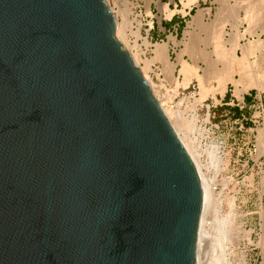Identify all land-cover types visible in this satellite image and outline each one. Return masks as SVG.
Segmentation results:
<instances>
[{
  "label": "water",
  "instance_id": "1",
  "mask_svg": "<svg viewBox=\"0 0 264 264\" xmlns=\"http://www.w3.org/2000/svg\"><path fill=\"white\" fill-rule=\"evenodd\" d=\"M105 0H0V264H196L197 170Z\"/></svg>",
  "mask_w": 264,
  "mask_h": 264
},
{
  "label": "rangeland",
  "instance_id": "2",
  "mask_svg": "<svg viewBox=\"0 0 264 264\" xmlns=\"http://www.w3.org/2000/svg\"><path fill=\"white\" fill-rule=\"evenodd\" d=\"M107 2L116 20L120 23L125 21L127 26L129 25L126 30L129 33H126L127 39L135 45L131 48L140 65L147 69L149 67L147 75L156 96L165 104L170 100L173 111L183 121L192 123V131L189 134L197 141L198 154L202 153L204 159H208L209 162L221 161L219 167L223 164V169L214 183L219 211L221 217L231 212L237 222L242 223L244 230L241 233H233L237 239L234 243L231 241L233 243L231 247L228 245L227 253H231L230 264H262L264 154L260 148V138L264 130V92L260 93L257 88H253L240 100L234 95V87L228 85L223 97L218 96L217 100H214L212 95H208L203 98L200 84L196 79L185 86L184 76L180 74L178 65L173 73L175 76L173 81L167 76L164 64L153 60L154 45L168 43L170 60L175 63L181 51L179 49L183 48L182 42L186 40L185 32L197 12L200 9L205 10L204 22L210 25L212 21H216L218 9L221 8L220 3L216 0H199L198 3L186 7V0H107ZM227 2L229 6H233L237 1ZM160 5L175 11L172 18L166 17ZM208 9L210 13L207 12ZM243 12L239 10L240 19L245 16ZM136 23L140 24L141 37L138 39L134 34V31L136 33L138 30L136 28H139ZM240 24L241 33L244 31L246 37L251 38L249 24L242 20ZM232 26L233 29L230 23L225 26L228 36L237 31L235 26ZM262 37L264 39V35ZM173 38L180 43L175 46ZM212 48L209 46L207 50L212 52ZM239 55L241 56V52ZM185 59L191 62L188 56ZM200 65L204 67L206 64L201 62ZM210 166V174L213 175L215 165Z\"/></svg>",
  "mask_w": 264,
  "mask_h": 264
},
{
  "label": "bare ground",
  "instance_id": "3",
  "mask_svg": "<svg viewBox=\"0 0 264 264\" xmlns=\"http://www.w3.org/2000/svg\"><path fill=\"white\" fill-rule=\"evenodd\" d=\"M198 1L186 0V7L196 4ZM216 1L221 6L218 9L216 21H212L213 23L208 25L204 22L205 10L200 9L197 12L193 22L189 24V28L185 32L186 40L182 42L183 48L179 49L181 51H179L175 63L170 60L168 43L154 45L155 57L153 60L161 61L164 64L167 76L173 81L175 77L173 73L178 65L180 74L184 76L185 86L187 87L193 79H196L200 84V92L203 98L208 95H212L214 100H217L218 96L223 97L227 87H229L228 85L234 87V95L240 100L250 89L257 88L260 93L264 92V39L262 37L264 35V0H235L237 2L233 6H229L228 0ZM105 2L108 4L107 0ZM108 6L116 21V38L128 51L143 77L149 83L162 111L197 170L203 191V211L196 244V264H230L229 255L231 253H227L228 245L231 247L237 239L233 233H241L244 230L242 223L237 222L231 212L226 216L223 214V217H221V211H219L214 183L220 175L221 169H223V164L219 167L221 161L209 162L208 159H204L202 153L201 155L198 154L197 141L189 134L192 131V123L183 121L173 111L170 100L166 102L168 104H165L156 96L152 82L147 75L149 63L147 62L148 69L140 65L138 57L132 52L131 46L135 45H132L127 39L126 30L129 25L127 26L125 21L123 23L118 22L109 4ZM160 9L167 18H172L175 14V11L168 10L165 5H160ZM239 10H243V13H245L242 19H240ZM207 12H209V9ZM241 20L249 24L250 29L248 31L251 33V38H247L244 31L241 33ZM228 23L231 24L232 29L234 28L232 25H234L237 30L236 33L229 36L226 33L227 30L225 31V26ZM136 29L138 30H136V33L134 31V34L138 39L141 37L140 26ZM172 41L175 46L180 43L175 38ZM143 42L146 45L148 44L145 40ZM209 46L213 47L212 52L207 50ZM239 52H241V56ZM186 56L191 59V62L185 59ZM214 56L216 58H213ZM201 62L206 64L207 67H202ZM260 148L262 154H264V130L261 133ZM210 164L215 165L213 175L210 174ZM262 214L264 219V207ZM262 247V256L264 257V245ZM262 264H264V258Z\"/></svg>",
  "mask_w": 264,
  "mask_h": 264
},
{
  "label": "trees",
  "instance_id": "4",
  "mask_svg": "<svg viewBox=\"0 0 264 264\" xmlns=\"http://www.w3.org/2000/svg\"><path fill=\"white\" fill-rule=\"evenodd\" d=\"M235 111H236V113H237V112H238V109L236 108Z\"/></svg>",
  "mask_w": 264,
  "mask_h": 264
}]
</instances>
